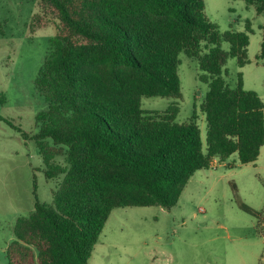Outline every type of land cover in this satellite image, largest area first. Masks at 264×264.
<instances>
[{
	"label": "trees",
	"instance_id": "trees-1",
	"mask_svg": "<svg viewBox=\"0 0 264 264\" xmlns=\"http://www.w3.org/2000/svg\"><path fill=\"white\" fill-rule=\"evenodd\" d=\"M245 1L264 15V0ZM38 7L31 32L55 21L57 34L35 80L48 108L33 139L45 177L63 181L52 204L37 200L17 220L9 264H89L114 210H172L197 172L233 155L243 165L258 161L264 102L244 89L242 74L236 89L222 77L230 58L240 68L250 64V23L221 33L204 0H39ZM182 53L197 60L209 86L201 105L205 143L197 115L177 122L176 103L142 109L144 97H181Z\"/></svg>",
	"mask_w": 264,
	"mask_h": 264
},
{
	"label": "rangeland",
	"instance_id": "rangeland-1",
	"mask_svg": "<svg viewBox=\"0 0 264 264\" xmlns=\"http://www.w3.org/2000/svg\"><path fill=\"white\" fill-rule=\"evenodd\" d=\"M39 0H0V264L14 227L28 217L38 200L52 204L63 177L48 180L36 141L37 116L48 108L35 80L57 34V22L32 33L30 22ZM205 13L221 33L244 32L251 24L243 68L230 58L222 77L230 89L243 76L244 89L264 102V15L245 0H204ZM229 52L230 45L222 44ZM181 97H144L142 109L165 111L177 104V122L197 115L205 143L207 123L201 105L209 90L197 60L180 54ZM240 203L257 215L246 213ZM89 264H264V147L258 161L243 165L236 155L223 165L197 172L172 210L159 206L119 208L112 212ZM107 243L104 245L103 243ZM105 247H104V246Z\"/></svg>",
	"mask_w": 264,
	"mask_h": 264
},
{
	"label": "crops",
	"instance_id": "crops-1",
	"mask_svg": "<svg viewBox=\"0 0 264 264\" xmlns=\"http://www.w3.org/2000/svg\"><path fill=\"white\" fill-rule=\"evenodd\" d=\"M114 212V211H113ZM113 214V213H112ZM112 214H111V216H112ZM111 216L109 217V218H111ZM108 221H109V219H108ZM107 243V241L105 242V243H103L104 245ZM98 244H99V242H98ZM98 244L96 245V247H95V249L97 248V246H98ZM103 245V246H104ZM105 247V246H104ZM95 249H94V251H95ZM94 253V252H93ZM93 255V254H92Z\"/></svg>",
	"mask_w": 264,
	"mask_h": 264
},
{
	"label": "built area",
	"instance_id": "built-area-1",
	"mask_svg": "<svg viewBox=\"0 0 264 264\" xmlns=\"http://www.w3.org/2000/svg\"><path fill=\"white\" fill-rule=\"evenodd\" d=\"M214 164H216V162H215V163H213L212 167L214 166Z\"/></svg>",
	"mask_w": 264,
	"mask_h": 264
}]
</instances>
